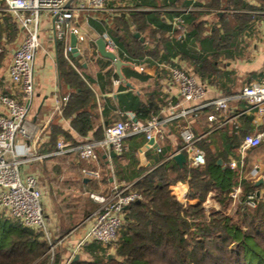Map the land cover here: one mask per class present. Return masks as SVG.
Segmentation results:
<instances>
[{"label":"crops","instance_id":"0c3cea01","mask_svg":"<svg viewBox=\"0 0 264 264\" xmlns=\"http://www.w3.org/2000/svg\"><path fill=\"white\" fill-rule=\"evenodd\" d=\"M186 17H189L187 24L183 22ZM136 25L144 27L137 31ZM160 25L168 26L169 30H159ZM72 26L78 27L85 37L83 42H77V56L69 52L75 61L64 54L71 33L68 32L64 40L57 39L53 33L52 18L47 15L41 17L29 120L40 134L38 154L43 158L28 161L21 168L22 176L30 174L42 180L40 187L47 231L52 243L57 244L55 249H63L66 254L88 233L95 213H85V222L81 220L76 223L75 215L61 219L59 212L63 209L56 203L57 199L50 198L49 189L58 195L84 196L92 191L108 194L118 183L114 172L116 167L127 174L138 175L139 179L150 171L156 155L155 147L148 145L143 136L124 141L126 157H122V154L113 156L107 147H95L97 158L94 161L80 160L76 151L56 154L57 141L65 140L71 147L87 141L99 142L104 137L106 125L119 120L125 113H135L134 109L147 106L150 101L157 109L150 116L170 115L171 111L166 109V99L179 104L173 114L197 106V103L181 102L177 87L167 78L166 65L194 72L205 86L204 102L221 96L238 95L245 84L258 81L264 70V0H115L107 4L103 12L79 13L69 25ZM180 26H185L189 35L196 34L189 39L186 38L187 34L183 46L176 34ZM0 28L1 94L12 91L9 68L23 33L2 12ZM135 34L139 36L135 37ZM104 36L114 41L115 54L124 63L120 69L121 78L117 76L113 63L110 60L107 63L108 59L97 52L95 42ZM58 41L64 42L61 48L64 63L61 64L58 63ZM165 46L176 47L171 50L176 53L167 56ZM132 50L138 51V54L135 55ZM147 51H153L155 56L147 54ZM115 80L119 82L116 84ZM79 86L86 91L83 97L89 118L83 125L78 123L76 112L69 115L64 113L67 105L77 98L82 99ZM66 96L68 101L59 112L60 100ZM210 108H198L186 117L170 121L166 126L165 142L160 145L169 147L170 153H174L182 142L179 132L182 125L191 126L195 134L208 133ZM244 109L243 100L232 101L230 109L222 113L227 118H233L232 122L204 137L208 149L212 153H221L225 163L232 158L239 159L240 139L243 133L253 130L247 117H237ZM79 130H84L85 134H80ZM140 142L141 145L133 152ZM113 159H116L115 163ZM218 160L222 161L220 165L224 168L223 160ZM244 161L245 167L242 174L239 173L238 182L246 180L255 184L264 171V140L259 147L246 152ZM256 165L260 171L253 176L252 169ZM83 169L94 170L98 176L85 175ZM44 176L48 182H44ZM171 189L180 203H198L197 200L187 199V183L177 184ZM259 192L262 195L264 189ZM212 196L209 194L204 203L206 210L219 209ZM112 252L110 250L109 254ZM65 255L62 256L63 261ZM76 256L83 260L89 258L84 249Z\"/></svg>","mask_w":264,"mask_h":264},{"label":"built area","instance_id":"2783aa9c","mask_svg":"<svg viewBox=\"0 0 264 264\" xmlns=\"http://www.w3.org/2000/svg\"><path fill=\"white\" fill-rule=\"evenodd\" d=\"M0 0V12L5 13L11 21L21 29L23 35L13 53L9 68V80L12 91L0 94V215L19 223L43 235L49 244L48 253L51 259L57 244L52 243L48 233L46 216L42 205V193L38 179L33 175L21 174L22 166L31 160H41L38 154L41 146L40 134L29 120V112L34 96V60L40 46V20L42 15L52 18L53 33L59 40L66 39L68 32L74 34L77 42L85 40L78 27H69L79 13H98L107 8V4L115 0ZM254 13V12H252ZM177 22H179L176 19ZM181 31L182 27H178ZM181 36L178 34V37ZM105 49L115 54L116 45L108 36L103 37ZM71 47L66 44L64 54L67 57ZM116 55V54H115ZM167 78L177 87L181 102L197 103L189 109H181L174 113L179 104L166 99V109L171 113L167 117L152 115L145 121L138 120L135 113H125L121 118L104 128V137L99 142L87 141L77 147H71L65 140L56 143V154L76 151L82 161H94L97 158L95 147L103 146L111 149L116 155L124 152V141L129 137L141 135L145 142L153 141L160 151L159 145L166 138L167 124L179 117H186L202 107H212L213 112L207 116L210 123L208 133L195 134L189 125L180 131L181 146L167 159L183 154L191 167L205 164L204 152L198 147L199 142L209 133L224 128L233 118L222 113L230 109L234 100H243L245 109L237 117H247L253 126L252 132L244 133L238 147L239 159H230L229 168L242 174L245 167V154L248 150L259 147L264 140V70L258 81L245 84L235 96H221L204 102L205 86L196 75L176 66L166 65ZM142 71L143 68H140ZM115 80L114 83H118ZM68 101L63 97L58 105L61 112ZM164 112V110H161ZM176 112V111H175ZM259 166L252 169L253 176L259 174ZM82 173L98 176L94 170L83 169ZM264 178V171L261 172ZM241 193L240 185L230 193L235 201ZM89 197L98 204L93 224L86 235L79 239L73 250L67 254L63 264H71L74 257L87 245L97 244L102 249L114 250L119 231L124 223L126 209L141 200V194L134 189L132 182L115 183L108 194L91 193ZM256 195L246 197L245 204L254 208ZM61 242V241H60Z\"/></svg>","mask_w":264,"mask_h":264},{"label":"trees","instance_id":"16d2710c","mask_svg":"<svg viewBox=\"0 0 264 264\" xmlns=\"http://www.w3.org/2000/svg\"><path fill=\"white\" fill-rule=\"evenodd\" d=\"M188 20L186 17L183 22L187 24ZM143 27L136 25V30L141 31ZM159 30L167 32L169 27L160 25ZM176 34L181 35L177 40L182 41V46L187 34L188 39L191 35L196 36L195 33L189 35L185 26ZM62 47L64 42L58 41L60 64L64 63ZM174 48L165 46L166 55L176 53L171 51ZM132 53L137 55L138 51L132 50ZM147 54L155 56L153 51H147ZM68 57L71 61L76 60L70 53ZM106 62L110 63L109 60ZM79 88L82 99L77 98L67 105L64 113L76 112L78 123L83 125L89 118L83 97L86 91ZM156 110L152 101L147 106L134 109L136 118L142 121L150 118ZM210 112H213L212 108ZM79 132L85 134L84 130ZM135 137L141 135L128 140ZM140 145L141 142L135 145L133 152ZM198 147L205 155V164L201 167H191L188 162L179 167L173 159H167L172 153L162 144L159 152L154 150L156 157L150 171L143 177L138 179V175L127 174L116 167L114 172L118 182H132L134 189L141 194V200L126 209L124 223L111 254L110 250L94 243L84 248L88 259H73L71 264H264V193L256 196L254 208L245 204L246 197L253 193L256 195L264 185L255 186L246 180L239 183V171L231 170L229 161L225 163L221 153H212L205 138ZM123 156H127L126 152L122 153ZM219 158L223 160L224 168L217 164ZM113 161L115 163L116 159ZM180 181L188 184L187 199L197 200V204L184 205L173 195L171 186ZM238 183L241 193L234 201L230 193ZM209 194H213L219 209L207 215L204 203ZM233 201L236 203L230 208ZM65 254L63 249H55L51 259L48 243L40 234L0 215V264H63L62 256ZM108 254L110 257L106 256Z\"/></svg>","mask_w":264,"mask_h":264},{"label":"rangeland","instance_id":"374dc122","mask_svg":"<svg viewBox=\"0 0 264 264\" xmlns=\"http://www.w3.org/2000/svg\"><path fill=\"white\" fill-rule=\"evenodd\" d=\"M44 180H45L44 182H48V178L45 177V176H44ZM41 183H42V180L39 181V184L40 185H41ZM180 183L182 184V183H187V182L180 181V182L174 184L173 186H171V188L174 187V186H176L177 184H180ZM171 191H172V189H171ZM91 193H99V192L92 191L88 195H84V196L83 195L82 196H79V195H75V194H69V195H63L62 194V195H58V194H55L53 190H50L49 189L50 198L57 199L58 202L56 201V203H59L60 204V207L63 209V211L59 212V216H61V219H67L68 217H71V215H75V218L74 219L76 220V223H79L81 220L83 222H85L84 218L87 216V215H85V213L92 214V213H95L96 212V210L98 208V204L95 203L89 197V195ZM62 198H63V201L61 200ZM63 205H65V206H63ZM84 209H85V211L83 212ZM211 211H218V209L215 210L213 208H207V210H206L207 215ZM90 218H92V217H90ZM59 249L60 248H58L56 250L59 251ZM48 250H49V244H48Z\"/></svg>","mask_w":264,"mask_h":264},{"label":"water","instance_id":"95a60500","mask_svg":"<svg viewBox=\"0 0 264 264\" xmlns=\"http://www.w3.org/2000/svg\"><path fill=\"white\" fill-rule=\"evenodd\" d=\"M74 0H69L68 3H67V6H69ZM139 35L138 34H135V37H138ZM96 47H97V52L99 53V55L105 59H108L110 60L112 63H113V66L115 67L116 69V74L119 78H121V74H120V69L121 67L124 65V63L122 61H120L117 56L111 52H108L106 49H105V43H104V40L103 38H99L96 42ZM69 45L71 47V53L74 55V56H77L78 55V49H77V38L74 34H70L69 36ZM148 145H152L153 147H157V145L153 142V141H149L148 142ZM111 154L113 156H116V153H114L113 151H111ZM172 159L174 160V162L179 166V167H182L184 164H186V158L183 154H177V155H174L172 157ZM221 160H218L217 161V164L220 165L221 164ZM255 186H259V185H264V178H260L258 179L255 184ZM260 195V192L257 191L256 192V196L259 197ZM139 202V201H138ZM137 202V203H138ZM107 257H110V255H106ZM78 256L75 257V259H77Z\"/></svg>","mask_w":264,"mask_h":264}]
</instances>
